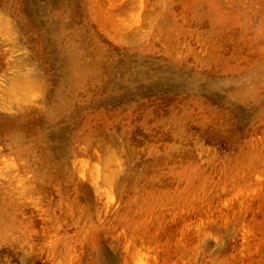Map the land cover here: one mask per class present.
Returning <instances> with one entry per match:
<instances>
[{
    "label": "rangeland",
    "instance_id": "obj_1",
    "mask_svg": "<svg viewBox=\"0 0 264 264\" xmlns=\"http://www.w3.org/2000/svg\"><path fill=\"white\" fill-rule=\"evenodd\" d=\"M0 264H264V0H0Z\"/></svg>",
    "mask_w": 264,
    "mask_h": 264
}]
</instances>
